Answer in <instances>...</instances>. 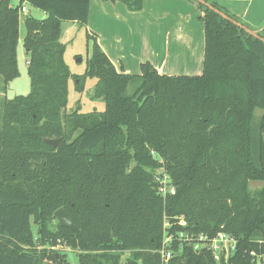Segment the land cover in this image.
<instances>
[{"label": "trees", "instance_id": "16d2710c", "mask_svg": "<svg viewBox=\"0 0 264 264\" xmlns=\"http://www.w3.org/2000/svg\"><path fill=\"white\" fill-rule=\"evenodd\" d=\"M19 1L0 0V92L19 76L22 3L46 17L24 20L29 93L0 98V264L58 263L62 256L48 250L57 245L79 251L78 264H160L165 222L170 233L224 232L236 242L218 262L209 250L174 241L170 264L264 258V43L190 0L204 27L201 75L167 76L148 62L138 75L118 72L88 34L87 67L75 75L64 61L61 24L85 26L90 0ZM101 1L139 11L142 0ZM92 78L104 111L66 114L69 80L81 93ZM157 170L172 194L158 193ZM252 181L263 185L251 188ZM60 208L76 230L49 228Z\"/></svg>", "mask_w": 264, "mask_h": 264}, {"label": "crops", "instance_id": "0c3cea01", "mask_svg": "<svg viewBox=\"0 0 264 264\" xmlns=\"http://www.w3.org/2000/svg\"><path fill=\"white\" fill-rule=\"evenodd\" d=\"M209 1L264 33V0ZM199 15L190 0H142L139 11L119 1L90 0L84 27L118 72L138 75L148 62L163 75L199 76L204 53Z\"/></svg>", "mask_w": 264, "mask_h": 264}, {"label": "rangeland", "instance_id": "374dc122", "mask_svg": "<svg viewBox=\"0 0 264 264\" xmlns=\"http://www.w3.org/2000/svg\"><path fill=\"white\" fill-rule=\"evenodd\" d=\"M19 0H12L14 6H18ZM26 8L25 13H19V42L17 47V65L19 76L10 82L6 88L5 94L0 92V98L4 95L7 99H12L16 96H26L30 91V81L27 75V54L22 45V40L25 35L24 20L27 18H38L41 11L32 7L28 3H22ZM60 43L65 47L64 61L69 68V71L75 75H82L87 67V59L91 53V42L87 41L85 27L77 22H62ZM96 79H87L84 83V88L81 93L74 90L73 81L70 79L67 88V104L65 113L69 114L75 110L79 113H101L104 111V102L100 99H93L92 93ZM131 90V89H130ZM262 114L261 110L255 111V117L258 118ZM154 174L162 175L161 170H157ZM156 181V180H155ZM157 182V181H156ZM57 225V220H53L49 228L54 230ZM33 234H36V226L32 227ZM50 252L62 256L61 261L46 262L44 264H78L79 251L73 250L64 245H57L55 247H48ZM131 253V252H130ZM129 252L121 254V261L123 262L130 256Z\"/></svg>", "mask_w": 264, "mask_h": 264}, {"label": "built area", "instance_id": "2783aa9c", "mask_svg": "<svg viewBox=\"0 0 264 264\" xmlns=\"http://www.w3.org/2000/svg\"><path fill=\"white\" fill-rule=\"evenodd\" d=\"M26 9L21 6L19 13H25ZM158 183V193L165 197L167 194L174 192V187L171 186L165 175H160L156 178ZM181 227L185 226L184 220L181 218L178 222ZM169 225L165 222L163 225V239L161 246L155 253L159 256L160 264H170V260L173 256L172 246L174 241L179 242L180 245L184 244L190 246L194 252L199 253L203 250L211 251L216 261H226L228 256L235 249V239L224 232H218L214 237H208L204 234H193L186 232L170 233L168 232ZM250 256L254 257L256 264H264V258L261 256H255L254 253H250Z\"/></svg>", "mask_w": 264, "mask_h": 264}, {"label": "water", "instance_id": "95a60500", "mask_svg": "<svg viewBox=\"0 0 264 264\" xmlns=\"http://www.w3.org/2000/svg\"><path fill=\"white\" fill-rule=\"evenodd\" d=\"M195 2H197L198 4L208 8L209 10L213 11L215 14H217L218 16H220L221 18H223L224 20H227L229 21L230 23L234 24L236 27L240 28L241 30H243L246 34L254 37V38H257L259 39L260 41H262L264 43V40L259 38L258 37V34L256 31H252L242 25H240L239 23L229 19L225 14H223L222 12L214 9L212 6H210L208 3H206L205 1L203 0H194ZM43 143L48 145V146H51L53 148H57L59 143H60V138H57V139H50V138H43L42 139ZM34 167L36 169H39V170H42L43 169V165L44 163L41 162V163H33ZM250 187L251 188H260L262 187V182H255V181H252L250 182ZM54 218L57 220V223L59 225V227L61 228H67V229H70V230H76L75 226L68 221L65 213H64V210L62 208L56 210L53 214Z\"/></svg>", "mask_w": 264, "mask_h": 264}]
</instances>
